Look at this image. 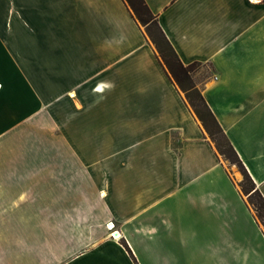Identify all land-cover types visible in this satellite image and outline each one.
Returning <instances> with one entry per match:
<instances>
[{"label": "crops", "instance_id": "1", "mask_svg": "<svg viewBox=\"0 0 264 264\" xmlns=\"http://www.w3.org/2000/svg\"><path fill=\"white\" fill-rule=\"evenodd\" d=\"M145 2L264 198V0ZM49 106L68 149L22 198L6 143ZM230 166L125 0H0V264H264Z\"/></svg>", "mask_w": 264, "mask_h": 264}, {"label": "trees", "instance_id": "2", "mask_svg": "<svg viewBox=\"0 0 264 264\" xmlns=\"http://www.w3.org/2000/svg\"><path fill=\"white\" fill-rule=\"evenodd\" d=\"M125 1L132 15L144 27L145 33L155 46L158 57L167 74L184 93L187 103L201 122L210 139L214 142L218 153L228 161L229 164H236L241 169L243 177L237 184L241 192L248 195L249 202L256 212V218L260 221L264 229V198L255 187L236 151L206 104L201 91L196 87L193 81V69L201 63L193 61L189 64H183L181 62L159 27L156 16L151 12L145 0Z\"/></svg>", "mask_w": 264, "mask_h": 264}, {"label": "rangeland", "instance_id": "3", "mask_svg": "<svg viewBox=\"0 0 264 264\" xmlns=\"http://www.w3.org/2000/svg\"><path fill=\"white\" fill-rule=\"evenodd\" d=\"M193 81L195 85L202 81L206 76L212 74L211 68L206 64H200L194 67L193 69ZM197 86V85H196ZM184 94V93H183ZM49 118L53 121V125H40V126H22L17 128V132L21 135L20 142H9L6 143V149L8 150H19L21 151L22 158L21 168L23 172L29 171L30 166H36L38 169V191L30 192L28 189V184H23L22 189V198H29L30 193L33 196L37 195L38 199L45 198V165L46 159L44 158L47 152H51L54 155L53 166L58 167L61 166L62 159L60 158L63 150H67V144L62 143L61 137V127H60V118H61V106H49ZM45 109H42L38 114L37 118H43V114ZM9 130H13L14 128H6ZM214 143V142H213ZM34 157V158H33ZM36 157V158H35ZM223 158V157H222ZM224 159V158H223ZM228 162V161H227ZM36 163V164H35ZM230 172L234 176L235 179L240 177L242 179L243 174L241 169L236 164H231ZM24 183V181H23ZM247 203L253 210V213L256 216V212L253 206L249 202L248 195L244 194ZM253 199V198H252ZM28 209V208H25ZM198 211V209H197ZM196 213V210H195ZM205 217L207 215H204ZM257 217V216H256ZM203 224H204V220ZM195 239H193V263L197 262L199 259V252L197 251V247L195 245ZM177 249V248H176ZM181 257L184 256L183 252L180 251Z\"/></svg>", "mask_w": 264, "mask_h": 264}, {"label": "bare ground", "instance_id": "4", "mask_svg": "<svg viewBox=\"0 0 264 264\" xmlns=\"http://www.w3.org/2000/svg\"><path fill=\"white\" fill-rule=\"evenodd\" d=\"M107 227L111 228V227H112L111 223H108V226H107ZM112 234H113V233H112ZM113 235H114L115 237H117V236H118V233L115 231Z\"/></svg>", "mask_w": 264, "mask_h": 264}]
</instances>
